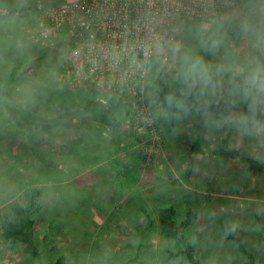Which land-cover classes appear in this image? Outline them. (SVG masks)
Instances as JSON below:
<instances>
[{
	"label": "rangeland",
	"instance_id": "rangeland-1",
	"mask_svg": "<svg viewBox=\"0 0 264 264\" xmlns=\"http://www.w3.org/2000/svg\"><path fill=\"white\" fill-rule=\"evenodd\" d=\"M64 1L76 0H0V11H5L0 13V91L24 64L69 34L51 25L54 7ZM236 20L243 21L242 34L232 39L227 24ZM156 31L144 87L136 89L143 91L144 111L155 109L152 96L159 84L180 81L193 96L206 87L215 103L240 105L250 96L253 111L264 118V92L244 83L253 67L264 66V0H232L220 18H175L158 22ZM97 49V41L83 34L74 48L50 55L34 78V69H25L26 83L15 93L38 115L112 99L118 127L48 130L42 136L41 160L47 163L45 171L54 173H42L41 161L0 103V210L19 201L40 172L47 183L42 198L47 210L35 216V226L46 264L59 256L66 257L65 264H122L135 256L140 264H188L181 256L168 258L167 252L180 250V245L159 232L158 211L166 205L176 209V224L188 209L196 214L187 235H192L202 264H243L234 244L221 237L220 223L264 264V175L247 171L246 163L247 158L264 160V126L256 119L207 115L188 173L185 153L192 141V116L182 111L173 127L152 128L140 100L122 84L123 73H92L94 85L85 79L88 59ZM71 146L92 154L87 161L71 158ZM99 170L104 172L96 175ZM109 195L116 203H110ZM142 209L149 213L151 227ZM21 250L0 240V264H15L24 257ZM25 259V264H37Z\"/></svg>",
	"mask_w": 264,
	"mask_h": 264
},
{
	"label": "trees",
	"instance_id": "trees-1",
	"mask_svg": "<svg viewBox=\"0 0 264 264\" xmlns=\"http://www.w3.org/2000/svg\"><path fill=\"white\" fill-rule=\"evenodd\" d=\"M19 9L24 10L23 7H19ZM242 29L243 21H230L227 24L226 33L232 39H237L241 36ZM85 33L86 32H84L82 28H77L70 32L63 40L49 48L48 52H44L39 57L32 59L26 66L24 64L15 77L11 78L8 83L1 87V106L6 114L11 117L15 128L23 133L28 149L41 161L42 167H44V171H40L42 173H54L53 170L49 171L47 169L48 171H45L47 163L41 160L42 153L40 150L42 136L48 133V130L59 126L66 130L80 132L95 126L116 128L119 125V121L117 120L118 115H116V104L112 99H108L107 103L88 100L76 110L38 115L35 111L29 109L26 102L20 99L19 95L15 93L19 84L26 83L28 70L25 71V69H28V67L30 69L33 68L34 71L30 76L34 78L41 65H47L46 61L49 59L50 55L57 56L60 53H65L74 48L76 40ZM208 93L209 91L206 87H199L194 96L190 95L186 92L184 84L180 81L161 83L153 91L152 101L156 104L155 109L158 111L154 109L149 113L154 127L158 129V126L161 124H167L168 127H173L178 115H180L182 111H186L193 118L191 126L192 141L185 153V158L189 163L188 173L191 172L194 163L193 154L200 144L206 122L205 117L207 115H217L229 119H256L264 126V118L256 115L252 109L250 96H248L242 104L234 105L226 102H212L209 100ZM45 126L47 129L43 131ZM232 130L233 127L230 128L229 134H231ZM224 143L223 141V145ZM78 147L79 150H76L74 146L70 147V152L68 153L69 157H78V159L82 161H87V158H90L88 154L91 152L87 150L88 148L85 151L82 146ZM217 154L222 155L220 152H217ZM246 163L248 164L247 171L264 175V160L247 158ZM60 166L63 168L62 165ZM40 172L36 173L31 184L22 191L19 201L13 202L7 210H0V240L10 247L17 245L22 247L21 254L24 257L15 260V264H25V257L35 260L37 264H46L42 249L37 243L38 233L35 226V216L42 211L44 212L46 209L42 198L43 193L46 191L45 186L47 183L41 180ZM101 172L102 171L99 170V173ZM96 173H98V171H96ZM109 197L108 200H111L110 203H116L113 197L110 195ZM121 198L122 196L118 199L121 200ZM118 199L116 200L119 201ZM51 209H54V207ZM142 212L145 215L147 226L151 227L152 219L149 213L144 209H142ZM176 214V209L171 205H166L158 211L160 234L171 237L180 245V250L176 252H167L168 258L171 259L181 256L188 264H202L201 260L196 257L195 246L191 240L192 235L191 237L187 235L192 222L196 219V214L191 209H188L185 217L181 219L179 224L175 223ZM219 227L220 235L223 240L233 243L237 252L244 257L243 264H259L255 254L244 244L243 239L239 235L228 230L223 223H220ZM65 260V256H59L57 261L51 264H65ZM140 263L138 256H135L127 259L122 264Z\"/></svg>",
	"mask_w": 264,
	"mask_h": 264
},
{
	"label": "built area",
	"instance_id": "built-area-1",
	"mask_svg": "<svg viewBox=\"0 0 264 264\" xmlns=\"http://www.w3.org/2000/svg\"><path fill=\"white\" fill-rule=\"evenodd\" d=\"M232 0H76L57 4L51 17L56 29L69 33L82 28L97 50L91 56L87 77L96 84L92 73H106L107 69L124 74L123 85L140 100L141 112L152 124L149 111H144L142 92L146 64L156 51L158 22L192 18L211 20L220 18ZM108 57L110 60H107ZM132 87V90H131ZM152 128L153 125H152Z\"/></svg>",
	"mask_w": 264,
	"mask_h": 264
},
{
	"label": "clouds",
	"instance_id": "clouds-1",
	"mask_svg": "<svg viewBox=\"0 0 264 264\" xmlns=\"http://www.w3.org/2000/svg\"><path fill=\"white\" fill-rule=\"evenodd\" d=\"M201 80L207 83L206 75L201 73ZM247 87L257 90L258 92H264V66H255L251 69L250 73L244 81Z\"/></svg>",
	"mask_w": 264,
	"mask_h": 264
},
{
	"label": "crops",
	"instance_id": "crops-1",
	"mask_svg": "<svg viewBox=\"0 0 264 264\" xmlns=\"http://www.w3.org/2000/svg\"><path fill=\"white\" fill-rule=\"evenodd\" d=\"M81 132H82V131H81ZM71 158H73V157H71ZM76 161H77V160H76ZM106 171H107V170H106ZM102 172H104V171H102ZM102 172H101V173H102ZM91 173H93V171H91ZM87 174H90V173H87ZM95 174L98 175L99 172H98V173H95ZM95 174H94V175H95ZM98 181H100V180H98Z\"/></svg>",
	"mask_w": 264,
	"mask_h": 264
},
{
	"label": "water",
	"instance_id": "water-1",
	"mask_svg": "<svg viewBox=\"0 0 264 264\" xmlns=\"http://www.w3.org/2000/svg\"><path fill=\"white\" fill-rule=\"evenodd\" d=\"M0 13H5V11H2V12L0 11Z\"/></svg>",
	"mask_w": 264,
	"mask_h": 264
}]
</instances>
